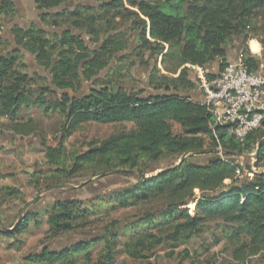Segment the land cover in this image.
I'll return each mask as SVG.
<instances>
[{
    "label": "trees",
    "instance_id": "obj_1",
    "mask_svg": "<svg viewBox=\"0 0 264 264\" xmlns=\"http://www.w3.org/2000/svg\"><path fill=\"white\" fill-rule=\"evenodd\" d=\"M66 3L67 0H35L45 29L32 24L27 28L16 25L10 30L15 44L35 56L41 68L50 71L55 85V90L42 87L37 96L33 77L19 70L18 54L22 51L17 48L0 54V116L10 120L11 133H34V121H19L23 120L20 113L34 105H46L45 96L50 94L57 96L58 101L47 106L45 112L54 109L64 113L67 124L59 147L52 148L43 142V151L47 163L64 178L81 172L86 165H95L98 173L140 170L144 174L149 165L162 159H181L186 153L201 150L221 149L227 158L212 157L205 164L193 163L188 158L180 166L141 178L128 189L99 197V205L86 207L77 201L56 200L48 216L49 234L58 238L85 230L91 226V216L109 206L119 210L143 207L146 210L136 216V223L117 229L116 235H112L127 236L123 246L133 257H154L166 242H179L183 233L200 232L205 220H228L235 224L236 236L247 235L256 248L253 253L260 252L264 248V174L237 184L238 172L244 168L235 164L232 157L252 152L264 135V120L244 143L230 136L227 126L212 127V114L190 96L196 89L190 71L194 67L206 70L215 62L222 70L227 65L225 46L229 39L243 38L246 43L264 36V0H96L95 5L79 3L74 8L43 14ZM122 10L127 13L122 18H130L140 26L141 48L148 47L153 55L160 56L167 46L180 47L183 68L177 77H165L162 83L151 80L148 88L139 93L115 89L109 75L100 77L111 66L109 61L127 46L121 38L106 39L98 50L89 45L99 38V22L106 21L111 12L121 16ZM1 18H17L14 0H0ZM63 26H71L78 33L88 31L93 37L86 41L73 31H50ZM4 43L0 39V46ZM242 60L249 71L259 73V61L264 62V55L260 60L245 50ZM83 82L91 84L85 89ZM67 91H73L74 96ZM186 93L187 96L181 95ZM86 125L108 127L111 132L102 139L82 140L84 147L78 151L74 165L66 168L64 145ZM256 160L264 161V140ZM27 176L28 185L40 192L36 175ZM227 180L232 181L229 187L225 185ZM25 194L21 186L7 187L0 191V202L6 198L24 202ZM193 203L197 205L195 216L185 208ZM31 220L40 226L36 215L28 212L17 228L3 229L0 234L13 240L30 228ZM165 230L171 234L167 235ZM112 237L105 233L64 250L47 247L24 260L30 264H76L80 255L88 254L103 242L106 252L95 264H114L116 244ZM245 247L239 249L240 254ZM238 258L243 260L242 256Z\"/></svg>",
    "mask_w": 264,
    "mask_h": 264
},
{
    "label": "rangeland",
    "instance_id": "obj_2",
    "mask_svg": "<svg viewBox=\"0 0 264 264\" xmlns=\"http://www.w3.org/2000/svg\"><path fill=\"white\" fill-rule=\"evenodd\" d=\"M24 1L27 5L35 8L36 16L25 18L26 21H29L22 20V23L18 26L34 24L39 28H44L40 21L41 12L37 9L35 0ZM152 1L162 2L163 0ZM94 2L96 3V0H67V5L69 8H74L79 3L90 6L95 5ZM115 13L111 12L106 21L99 22L97 26L100 30L99 38L94 44L89 45L92 50H98L99 45L108 38H121L125 42L127 48L115 56L118 59L115 58L109 61V65H113L111 71L107 69L101 74L102 77L109 75L107 77L113 88H122L126 91L139 93L148 88V83L151 80L162 83L165 77L171 79L180 74L183 65L180 61L179 46H167L160 56L153 55L150 48H141L142 43L138 38L141 36L140 26L130 18H122L123 16L127 17L124 10L120 12L121 16ZM12 22L13 20L10 19H0V39L5 41L0 46V54H6L17 48L20 49L22 53L18 54L19 70L33 77L35 80L33 88L35 94L39 96L42 87L55 90L50 71L41 68L35 56L25 52L23 48H20L21 45L12 43L11 40H14L10 32ZM65 27L68 28V31H74L71 26ZM82 32L85 33L82 35L86 41L93 37L88 31L83 30ZM82 32L80 31V33ZM242 49L243 47H241V51ZM252 49L258 51L259 45L253 43ZM243 50H246L245 46ZM262 74H264V70ZM190 79L198 88L199 79L196 69L191 68ZM90 84L89 82H83L82 88L86 89ZM67 92L70 96H74L73 91ZM59 94L61 95L62 92L59 91ZM181 95L187 96V93ZM143 96L146 97V93ZM45 101L46 105L44 106L34 105L32 108L23 109L20 113L23 120L19 121L24 123L29 120L34 121L35 131L32 134L26 136L14 135L10 131V120L0 116V191L7 187L21 186L24 193H26L24 202L11 198L2 199L0 202V231L3 228H14L13 226L28 212L36 215L40 223V226L37 227L34 220L29 221L30 228L13 240H9L0 234V264H30L24 259L28 255L37 254L47 247L64 250L81 241L87 242L89 238L99 237L105 233L112 237V235H116L117 229L136 223V216L146 210L143 207L119 210L109 206L106 209H100L95 215L91 216V226L85 230L64 234L58 238H54L49 234L48 216L56 200L77 201L84 203L86 207L94 204L99 205V202L96 201L99 197L116 194L134 186L141 179L140 174H143V172L140 170H117L115 172L98 173L97 170L99 169L95 165H86L81 172L70 178L67 175L66 178L61 176L57 168L47 163L42 143L45 142L49 147L58 148L67 121L65 114L60 111L53 109L48 113L45 112L47 106L58 101L57 96L47 94ZM110 132L111 129L108 127L86 125L80 132L69 138L64 145L67 153L66 168L70 169L74 165L78 151L84 147L81 144L82 140L102 139ZM257 145L252 152L245 155H254ZM219 155L222 159L227 158L224 152L220 151ZM212 157H216L215 154H198L191 155L189 160L196 164H205ZM232 158L235 164L244 168V171L238 172L237 184L252 180L256 175L264 174V161L257 163L256 159L239 155ZM179 160L172 157L162 159L156 165H149L144 174L149 177L157 175L163 170L176 166ZM249 166L250 169H247ZM32 174H35L40 181V192L35 191L33 187L28 185L29 177L27 175ZM4 175L13 176L5 177ZM225 185L227 187L231 186L232 181L227 180ZM196 195L199 198L201 197L198 191ZM196 206L193 203L185 208L189 209L191 215L195 216ZM116 223H120V225L117 227ZM200 229L201 231L195 235L183 233V238L179 242L172 240L166 242L152 258H150V254L142 256L143 258L131 256V253L129 254L123 246L128 240L127 236L112 237V242L116 244L114 264H264V248L260 249V252L253 253L256 248H254L250 238L245 234L237 237L235 224L228 222V220H205ZM165 233L167 235L171 234L168 230H165ZM244 245H246L245 251L240 254L239 249ZM105 252L106 249L102 242L89 250L88 254L80 255L76 264H95ZM240 256L243 260H239L238 257Z\"/></svg>",
    "mask_w": 264,
    "mask_h": 264
},
{
    "label": "built area",
    "instance_id": "obj_3",
    "mask_svg": "<svg viewBox=\"0 0 264 264\" xmlns=\"http://www.w3.org/2000/svg\"><path fill=\"white\" fill-rule=\"evenodd\" d=\"M200 99L213 116L212 127L227 126L244 143L264 120V74L248 70L243 60L227 63L216 77L198 71Z\"/></svg>",
    "mask_w": 264,
    "mask_h": 264
},
{
    "label": "crops",
    "instance_id": "obj_4",
    "mask_svg": "<svg viewBox=\"0 0 264 264\" xmlns=\"http://www.w3.org/2000/svg\"><path fill=\"white\" fill-rule=\"evenodd\" d=\"M15 6H16V11H17V18H15L10 25V27H13L14 25H20L22 23V20H25V18H28L29 16H36V10L33 6L27 5L24 0H14ZM41 14V13H40ZM29 21V20H28ZM26 21V22H28ZM22 25V24H21ZM23 28H27L29 26L27 25H22ZM39 27V26H38ZM257 43L259 45V50L258 51H253L252 49V44ZM243 45L246 47V50L250 52L251 55L256 56L262 59L264 55V36H260V38L248 41L244 43L243 38H232L228 40L227 45L225 46V50L227 52V63H234L239 60L243 59V49L241 51V47ZM193 69H196L197 71L200 70L198 67H194ZM259 73H262L264 70V62L261 60L259 61ZM206 74H210L211 76H217L220 72V66L217 62L211 64L208 66L206 70H204ZM198 90L197 86L195 91L190 93V96L193 97L194 99H200V92Z\"/></svg>",
    "mask_w": 264,
    "mask_h": 264
},
{
    "label": "water",
    "instance_id": "obj_5",
    "mask_svg": "<svg viewBox=\"0 0 264 264\" xmlns=\"http://www.w3.org/2000/svg\"><path fill=\"white\" fill-rule=\"evenodd\" d=\"M67 3L65 5H63L62 7L60 8H56V9H52L50 11H46V12H43V14H49V13H57V12H60V11H63L67 8ZM68 28L66 27H63V28H60V29H50L51 32H57V33H62L64 31H67ZM74 34L76 35H82L81 33H78L76 31H73ZM83 36V35H82ZM12 43H15L14 40L12 39L11 40ZM120 56H123V55H120ZM116 59H118V57H116ZM113 68V65L109 67V69ZM108 69V70H109ZM107 72V71H106ZM103 74V73H102ZM100 77H102V75H100ZM264 140V135L263 136H260L259 139H258V145H257V150H256V153L254 155H239V156H242V157H246V158H252V159H256L258 154H259V151H260V147H261V143L262 141ZM215 154L216 157H219L220 155V150L219 149H214V150H201V151H195V152H190V153H186L184 154L181 159L179 160V163L176 165L177 166H180L186 159H188L191 155H198V154ZM159 174V173H158ZM141 178L143 179H147L149 178V176H147L146 174H140ZM156 176V175H154ZM21 221V219L19 220V222ZM18 222V223H19ZM18 223L14 226V228L12 229H6V228H3L4 230L6 231H13L15 228H17V225Z\"/></svg>",
    "mask_w": 264,
    "mask_h": 264
},
{
    "label": "flooded vegetation",
    "instance_id": "obj_6",
    "mask_svg": "<svg viewBox=\"0 0 264 264\" xmlns=\"http://www.w3.org/2000/svg\"><path fill=\"white\" fill-rule=\"evenodd\" d=\"M67 8H69V7L67 6ZM67 8H66V9H67Z\"/></svg>",
    "mask_w": 264,
    "mask_h": 264
}]
</instances>
